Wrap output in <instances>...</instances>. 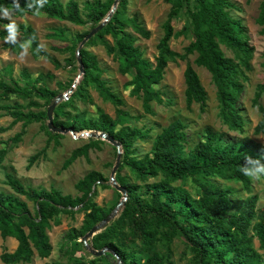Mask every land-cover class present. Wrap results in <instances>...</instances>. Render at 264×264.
<instances>
[{
    "label": "trees",
    "instance_id": "trees-1",
    "mask_svg": "<svg viewBox=\"0 0 264 264\" xmlns=\"http://www.w3.org/2000/svg\"><path fill=\"white\" fill-rule=\"evenodd\" d=\"M162 1L171 4V10L164 24L165 34L158 44L159 56L155 63L144 57L140 47L135 45V37L126 30L127 26L131 25L142 37L150 36L149 31L137 18H125L128 0H120L111 19L97 33L103 40L104 36L113 38L114 45H110L106 40L104 44L110 54L118 52L124 58L122 74H133L130 83L134 86L132 94H141L144 112L154 115L152 104L164 103L160 91L154 89V86L163 81L168 64L178 59L186 60L188 55H196L195 65L211 74L217 88L220 116L224 123L231 131L243 132L245 121L238 101L244 91L243 81L247 79L246 73L252 68L254 47L249 43L242 21L231 14L232 10H239V7L231 0H187L196 5L195 9L188 10L194 40L185 48L184 54H179L170 47L174 36L171 23L183 10L184 0ZM19 2L23 11L14 12L19 17L34 14L33 11L39 9L41 4V0H29L34 4L32 11L26 8L27 0ZM11 3L12 0H0V7H10ZM114 3L115 0L87 1L84 6L87 12L83 15L79 3L75 0H69L66 4L62 0H47L41 14L78 26L85 25L87 20L99 26L108 17ZM0 23L7 25L10 21L0 19ZM15 23L19 27L22 41L31 43L35 58L43 57L56 63L55 58L42 48L33 27ZM257 23L264 26V0L260 5ZM5 36L6 31L0 30V38ZM79 38L82 42L84 36ZM73 44L75 48L78 47V42ZM222 46L234 56L227 57ZM80 57L85 70L84 80L82 85L76 87L73 95L89 99L85 95L83 85L91 83L105 101L116 107V118L113 119L103 110H99V118L96 121L75 116L62 120L60 116L64 115V110L63 106L59 105L54 112V126L73 128L75 133L96 130L106 133L120 143L123 158L116 181L128 194L120 215L92 238L91 247L96 251L111 249L124 264H164L162 255L155 253L156 248L160 242L169 245L174 238L180 236L191 247L200 264H264V208H257L259 197L250 196L239 211H231L233 190L222 188L210 180L217 176L241 182L250 192L252 180L242 175L240 167L245 155L261 158L264 157V150L248 138L230 137L227 133H219L211 128L205 129L202 141L188 149L185 131L187 127L180 120L170 123L152 138L150 131L125 123L124 118L129 116L123 110L125 103L102 79L97 57L86 50L80 51ZM92 70L96 71V74H93ZM22 76L28 79L30 74L24 70ZM184 78L187 107L190 109L194 104H199L204 112L208 94L191 64L187 65ZM57 86L64 88L62 83H57ZM9 95L30 100L28 106L38 108L41 105L36 99L50 103L58 93L49 89L43 76H39L35 83L27 86L14 79L0 81V102ZM262 95L264 82L258 86L253 99V106L258 107L262 115L255 127L256 135H264V107L260 103ZM25 108L23 105L10 106L0 103V118L7 115L13 119L8 127H0V134L22 123L21 131L9 138L5 142L7 147L0 150V164L11 147L23 141L31 124L43 123L48 117L46 112H25ZM42 128L49 139L45 148L29 158L28 170L40 158H46L47 148L52 140L57 147L63 138L61 133H53L48 126L42 125ZM148 139H153L151 152L143 157L136 156L134 144ZM88 140L87 144L72 152L63 169H67L81 157L88 159L91 150L101 149V139L89 137ZM125 167L141 182L140 184L123 175ZM190 177L204 180L200 184L201 192L197 197L192 196L184 186L176 184ZM4 182L11 192H0V236L3 239L13 238L18 242L15 251L1 255L5 264H28L33 261L35 254L40 259L49 258L53 251L49 230L53 225L61 224V215L74 218L77 213H85L83 226L79 237H71L74 241L72 259L64 264H89L74 257L82 245L77 241L114 209L100 207L93 201L98 185L104 189L110 188L107 185L108 180L102 174L90 171L79 180L75 187L81 195L76 197L65 195L55 187L46 189L26 186L14 172H6ZM28 201L33 203V208H30ZM255 239L259 243L258 249L254 244ZM135 242H138V247ZM106 257H111V254ZM90 264L97 263L94 260Z\"/></svg>",
    "mask_w": 264,
    "mask_h": 264
},
{
    "label": "rangeland",
    "instance_id": "rangeland-1",
    "mask_svg": "<svg viewBox=\"0 0 264 264\" xmlns=\"http://www.w3.org/2000/svg\"><path fill=\"white\" fill-rule=\"evenodd\" d=\"M68 1L62 0L64 4ZM75 1L79 3L83 15H86L87 11L84 6L90 0ZM231 1L239 7V10H232L231 14L233 17L242 21L249 43L254 47V54L251 60L252 68L246 73L247 79L243 81L244 91L238 101V107L245 121L243 132L241 133L229 130L221 118L217 88L212 80L211 74L206 69L195 65L196 55H188L186 60L178 59L168 64L163 81L159 85L154 86V89L160 91L164 103H153L154 115L146 114L143 109L142 95L132 94L134 86L130 85V83L133 80V74H122L121 72L124 58L118 52L110 54L104 44V40H106L110 45H114L111 36H104L103 40L96 34L81 47V43L98 25L96 26L87 20L85 25L78 26L67 21L49 18L45 14H29L19 17L13 13L12 20L33 27L38 34L42 48L55 58L56 63L43 57L35 58L32 54L31 43L22 41L21 35L17 36L16 44L6 42L8 33L5 25L0 23V30L6 31V36L0 38V81L14 79L23 86H27L35 83V80L39 76H43V80L46 82L48 88L57 91L58 96L50 103H44V101L36 99L41 105L38 108L29 107L30 100H25L14 95L7 96L0 103L10 106L23 105L26 107L24 109L25 112L43 111L48 114L49 108L55 103L57 98L64 95L63 99L55 108L56 110L59 105L63 106L64 115L62 114L60 116L62 120L65 117L75 116L96 121L99 118V110H103L115 119L116 107L110 102L105 101L91 83L83 85L85 95L90 100L73 95L76 87L82 85L84 80L85 70L83 74L80 71L81 64L79 60L81 57L80 53H78V49L81 47V50H86L97 57L99 67L102 71V79L107 82L108 87L114 93L123 99L125 103L123 110L129 115L124 118L125 123L150 131L151 137L154 138L170 123L180 120L187 127L185 131L187 134L188 149H192L202 141L204 139L205 129L211 128L219 133H227L230 137L248 138L264 150V135H256L254 132L262 115L258 107L253 106V99L257 88L264 82V26L257 23L260 14V5L263 0ZM195 8L196 5L194 2L184 0L183 10L177 17L172 19L171 24L174 29V36L170 41V47L179 54H184L185 48L194 40L193 26L188 10ZM170 10L171 4L165 3L162 0H128L125 18H137L138 22L149 31L150 36L149 38L142 37L135 32L131 25H128L126 30L135 37V45L140 47L144 57L152 63H155L159 56L158 44L165 34L164 24L168 19ZM81 35L84 36L82 42H80L79 38ZM74 42H78L77 48H75ZM221 48L227 57L232 58L234 56L225 46ZM25 49L27 50L26 54L21 58L20 53L25 52ZM188 64H191L195 68L207 91L208 99L204 112L201 111L199 104H194L190 109L186 105L184 73ZM24 70L30 74L28 79L22 76ZM92 73L96 74V71L92 70ZM57 83H62L64 88H59ZM75 85L76 87L71 91ZM260 103L264 107V95H262ZM12 120L10 116H3L0 118V127H8L11 125ZM48 123L47 117L43 123L31 124L27 128V133L23 137V141L10 148L5 159L0 164V192H11L9 186L5 185V174L6 172H14L26 186L46 189L55 187L65 195L76 197L81 195L75 187L78 181L90 171H97L108 180L107 185L110 188L104 189L98 185L93 201L100 207L107 209L114 207L115 209L123 200V197L112 186L111 175L117 162L119 150L122 152L123 158V149L122 147L118 149L107 140H102L103 143L100 150H91L88 159L81 157L67 169H63L65 161L71 156L72 152L87 144L89 137L81 136L83 132L62 134L63 138L60 140V145L55 147L54 141L52 140L47 148L46 158H40L31 169H27L29 158L40 152L47 145L49 136L42 128V125L48 126ZM21 128L22 123H18L12 126L7 132L0 134V150L7 147L5 142L21 131ZM84 132L94 133L99 131L89 130ZM152 143L153 139L137 141L134 144L135 155L143 157L149 154ZM123 175L129 177L134 183H141L136 180L126 167L124 168ZM210 180L222 188L233 190V208L231 211H239L244 201L253 195L259 197L257 208H264V177L259 180H252L250 192L244 188L241 182L227 180L217 176L210 178ZM152 181L154 180H150V182ZM203 181L202 178L190 177L176 184L184 186L192 196L197 197L200 195V184ZM22 199L26 200L25 198ZM28 204L30 208H33L32 202L28 201ZM122 209L123 207L120 208L118 216ZM84 217L85 213H77L74 218L68 215H61V224L58 226L53 225L48 232L53 246L51 256L46 259H40L35 254L33 261L28 264L69 263L72 259L71 250L74 245L71 237H79ZM82 239L79 238L77 241L81 242L82 245L74 257L80 258L89 264L94 260L97 264H117L119 262L118 258L111 253V257H106L109 252H106L103 256H95L89 250L92 238L87 243H84ZM254 244L258 249L259 243L256 239ZM135 246H139L138 242H135ZM16 247L17 243L13 239H3L0 236V264H5L1 260V255L5 252H13ZM156 251L155 253L162 255L164 264H200L191 247L180 236L174 238L169 245L160 242Z\"/></svg>",
    "mask_w": 264,
    "mask_h": 264
},
{
    "label": "water",
    "instance_id": "water-1",
    "mask_svg": "<svg viewBox=\"0 0 264 264\" xmlns=\"http://www.w3.org/2000/svg\"><path fill=\"white\" fill-rule=\"evenodd\" d=\"M119 1L120 0H115V3H114V6H113V9L111 10V12L109 13L108 17L105 19L104 23H102L101 25H99L97 28L93 29L89 35L85 38V40L81 43V47L85 44L86 41H88L90 38H92L94 35H96L98 33V31L102 30L104 28V26L108 23V21L111 19L114 11L117 9L118 7V4H119ZM81 47L78 49V53H80L81 51ZM79 63L81 64V73L83 74L84 73V69H83V66H82V61L81 59L79 60ZM76 87L73 86L72 87V90ZM64 95H61L57 98V100L55 101V103L49 108V111H48V127L50 130H52L53 132L55 133H61V134H66V133H75V131L73 130V128H69V129H63V128H56L54 126V116H53V112L57 106V104L63 99ZM81 136H84V137H93V138H96V139H101V140H107L109 141L111 144H113L114 146H116L118 149L121 148V144L118 143L115 139H113L112 137L108 136L106 133H99V132H94V133H89V132H83L81 134ZM121 158H122V152H120L119 150V153H118V157H117V162L114 166V169L112 171V175H111V183H112V186L118 191L120 192L122 195H123V200L119 203V205L117 207H115V209L102 221L100 222L99 224H97L95 227L92 228V230L87 233L82 241L84 243H87L89 241L90 238H93L95 235H97L98 233L102 232L104 229H106L108 227V225L114 220L117 218L118 216V213H119V210L121 207H123L127 201V197H128V194H127V191L124 187L120 186L118 184V182L116 181V174H117V171L119 169V166L121 164ZM89 250L95 255V256H103L105 255L106 252H109L113 255L114 252L111 250V249H108V248H105L101 251H96L94 250L93 248L89 247ZM119 260V262L117 264H123L122 260L116 256Z\"/></svg>",
    "mask_w": 264,
    "mask_h": 264
},
{
    "label": "clouds",
    "instance_id": "clouds-1",
    "mask_svg": "<svg viewBox=\"0 0 264 264\" xmlns=\"http://www.w3.org/2000/svg\"><path fill=\"white\" fill-rule=\"evenodd\" d=\"M47 3V0H41V4L39 9L33 11L34 4L27 0L26 8L28 10H32L34 15H40L41 10L44 8V5ZM23 11L21 8L19 0H12L10 7H0V19H8L10 23L5 25L7 30L8 36L6 37V42L11 44L17 43V36L19 35V27L18 25L12 20V16L14 12ZM22 47V45H20ZM39 50V47L37 48ZM25 52L20 53V57L23 58L26 54ZM264 157L261 158H253L251 155H245L243 159V164L240 167V172L242 175L248 177L250 180H259L264 177Z\"/></svg>",
    "mask_w": 264,
    "mask_h": 264
},
{
    "label": "crops",
    "instance_id": "crops-1",
    "mask_svg": "<svg viewBox=\"0 0 264 264\" xmlns=\"http://www.w3.org/2000/svg\"><path fill=\"white\" fill-rule=\"evenodd\" d=\"M8 239H10V238H8ZM11 239H13V238H11ZM16 243H17V246H18V242L15 240V239H13ZM17 248V247H16ZM15 251V250H14Z\"/></svg>",
    "mask_w": 264,
    "mask_h": 264
}]
</instances>
